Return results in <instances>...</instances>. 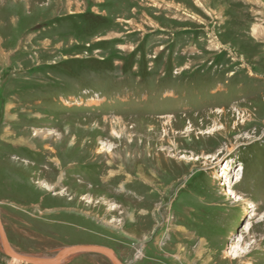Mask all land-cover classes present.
Here are the masks:
<instances>
[{
  "label": "rangeland",
  "instance_id": "obj_1",
  "mask_svg": "<svg viewBox=\"0 0 264 264\" xmlns=\"http://www.w3.org/2000/svg\"><path fill=\"white\" fill-rule=\"evenodd\" d=\"M0 220L36 257L264 264V0H0Z\"/></svg>",
  "mask_w": 264,
  "mask_h": 264
},
{
  "label": "water",
  "instance_id": "obj_2",
  "mask_svg": "<svg viewBox=\"0 0 264 264\" xmlns=\"http://www.w3.org/2000/svg\"><path fill=\"white\" fill-rule=\"evenodd\" d=\"M0 244L2 247V251L6 256L8 257L16 256L18 259H21L25 264H58L65 257L78 253H98L108 258L111 264H124L117 258V256L114 254L112 249L97 244L69 245L63 247L62 249H60L50 257H36L30 255L25 256L26 254L23 255L11 249L4 228L2 226L1 220H0Z\"/></svg>",
  "mask_w": 264,
  "mask_h": 264
},
{
  "label": "bare ground",
  "instance_id": "obj_3",
  "mask_svg": "<svg viewBox=\"0 0 264 264\" xmlns=\"http://www.w3.org/2000/svg\"><path fill=\"white\" fill-rule=\"evenodd\" d=\"M69 156H70V155H69ZM225 168H227V166H225ZM240 168H241V169H239V170H243V167H240ZM239 170H238V171H239ZM235 177H236V176H235ZM240 178H241V176L238 175V176L236 177V180H235V181H239ZM238 179H239V180H238ZM223 183H224V184H225V183H228V181H227V182L224 181ZM226 193L232 194V191L227 190V192H225V194H226ZM10 247H11V246H10ZM11 249H12L13 251H15L12 247H11ZM15 252H16V251H15ZM17 253H18V252H17ZM20 254H21V253H20ZM23 255H24V254H23ZM25 256H27V255H25ZM30 256H31V255H30ZM69 256H70V255H69ZM69 256H67V257H69ZM67 257H65V258H67ZM65 258H64V259H65ZM64 259H63V260H64ZM10 260H11V263H13V264H20V263L23 262L21 259H18L16 256H11V257H10ZM61 261H62V260H61ZM23 263H24V262H23Z\"/></svg>",
  "mask_w": 264,
  "mask_h": 264
}]
</instances>
